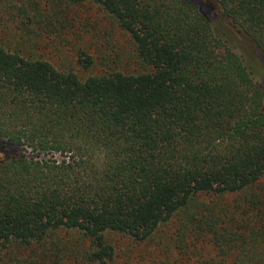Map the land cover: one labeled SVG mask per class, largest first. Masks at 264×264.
Listing matches in <instances>:
<instances>
[{"label": "trees", "instance_id": "1", "mask_svg": "<svg viewBox=\"0 0 264 264\" xmlns=\"http://www.w3.org/2000/svg\"><path fill=\"white\" fill-rule=\"evenodd\" d=\"M210 1L227 25L194 0H68L129 36L140 74L80 79L32 36L0 43V142L36 154L0 158V264H107L106 234L148 241L178 213L197 264H264V77L233 33L264 60V0ZM205 238L215 257L199 261Z\"/></svg>", "mask_w": 264, "mask_h": 264}, {"label": "rangeland", "instance_id": "2", "mask_svg": "<svg viewBox=\"0 0 264 264\" xmlns=\"http://www.w3.org/2000/svg\"><path fill=\"white\" fill-rule=\"evenodd\" d=\"M7 1H12L13 9L8 14L2 11L0 43L5 46L22 44L23 40L28 38L25 35L32 36L33 41L31 42H35V44L31 49L34 51L35 57L48 60L58 70L73 72L80 79L111 71L140 74L148 70L137 62L129 36L122 32L108 15L95 5H69L68 0ZM194 1L208 3L211 17L214 20H221L216 3L210 0ZM22 8H26L30 14H34L36 22L27 21L26 17L20 13ZM221 22L227 25L226 21L221 20ZM233 33L237 47L244 49L246 53L250 52L247 56L248 59L261 66L264 77V60L257 57L255 50L244 36L234 31ZM81 52L93 58L94 65L92 67L84 69L78 63ZM25 152L29 157L36 155L24 150L23 147L0 142V158L25 154ZM43 157L48 158L51 155ZM53 158L61 159L58 154H55ZM183 218L184 213L176 214L170 221L161 225L150 240L144 242H137L119 233L106 234V243L114 251V259L107 264H197L196 258L191 255L188 241L185 244L178 235ZM53 239L63 240L73 251L77 250L78 253L81 252V249H85V244L82 242L84 240H81L76 232L67 234L60 232ZM199 241L197 248L201 251L197 256L198 260L214 259L216 252L207 238ZM48 246L49 241L47 242ZM184 246L187 247L183 248ZM9 252H13L12 254L18 257L27 253V251L17 250V248H13Z\"/></svg>", "mask_w": 264, "mask_h": 264}]
</instances>
